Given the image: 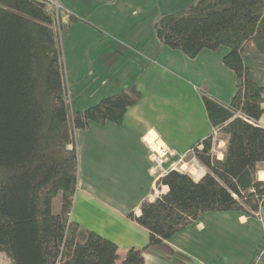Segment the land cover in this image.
<instances>
[{
    "label": "trees",
    "instance_id": "trees-1",
    "mask_svg": "<svg viewBox=\"0 0 264 264\" xmlns=\"http://www.w3.org/2000/svg\"><path fill=\"white\" fill-rule=\"evenodd\" d=\"M155 27L164 44L190 57L229 47L223 60L237 75V91L228 105L203 97L212 125L228 135L224 157H214L210 133L192 152L205 175L196 180L170 168L158 181L167 193L144 200L140 215L128 213L150 230L149 245L206 212L250 213L264 205V180L256 177L264 162V69L243 58L264 53V0H196ZM141 96L133 85L72 112L56 16L45 0H0V252L12 264H116L117 244L70 217L78 181L75 132L91 122L121 123ZM60 191L62 208L54 214ZM121 264H144L142 251L129 249Z\"/></svg>",
    "mask_w": 264,
    "mask_h": 264
},
{
    "label": "crops",
    "instance_id": "crops-1",
    "mask_svg": "<svg viewBox=\"0 0 264 264\" xmlns=\"http://www.w3.org/2000/svg\"><path fill=\"white\" fill-rule=\"evenodd\" d=\"M195 1L59 0L63 13L58 34L71 111L84 110L133 85L142 94L128 106L121 123L91 122L75 132L78 181L70 217L117 244L116 264L131 248L142 251L144 264H254L262 245L264 236L255 229L260 232L264 217L252 210L206 212L156 245H149L150 230L128 216L130 211L140 215L144 200L155 201L169 190L151 171L145 136H158L171 149L167 169L181 164L182 169L192 148L214 130L204 95L222 105L234 95L235 88L227 87L223 98L214 94L216 80L203 65L199 63L201 71L192 63L205 56L212 66L213 56L236 82L235 71L223 60L228 47L203 49L190 59L164 44L156 33L160 17ZM262 55L247 52L243 58L264 69L257 64ZM227 140L223 132L215 136L213 152L219 142L220 159ZM197 162L198 174L193 177L199 180L208 169Z\"/></svg>",
    "mask_w": 264,
    "mask_h": 264
},
{
    "label": "rangeland",
    "instance_id": "rangeland-1",
    "mask_svg": "<svg viewBox=\"0 0 264 264\" xmlns=\"http://www.w3.org/2000/svg\"><path fill=\"white\" fill-rule=\"evenodd\" d=\"M172 10H175V9H172ZM221 49H225L227 46L225 45H221L219 46ZM229 48V47H228ZM227 48V50H228ZM208 50V49H207ZM211 50H216V49H211ZM179 51H182V50H179ZM188 56V55H187ZM190 57V56H188ZM261 57L264 58V55H262ZM195 57H190V59H194ZM214 61H213V60ZM212 66H210L207 62V59L205 56H201L199 59H195L194 62H192L191 60H189L190 62H192L193 64H196L195 66L193 67H199L201 69V71L203 70V66L208 69L207 72L208 74L212 75V78L215 79L216 81L213 83V86L216 88V90L218 91H212L214 94L220 96L223 98V95H226V87L231 91L233 88L234 89V93L237 91V81L235 82L236 78L235 76H232L231 72H229L228 70H224V68L222 67H218V65L216 64V61L217 59L215 60V58L212 56ZM199 63L201 65H199ZM258 66L260 67H264V59H261V60H258L257 62ZM175 66H181V63H178L177 64L175 63ZM215 66V67H214ZM212 69V70H211ZM205 72V70H204ZM235 78V79H234ZM232 83H235L236 84V87L232 84ZM229 91V92H230ZM217 92V93H215ZM223 94V95H222ZM71 108V107H70ZM260 125L264 124V117L261 118L260 120ZM220 135H218V139H219ZM218 144L219 142L217 143V150L216 152H213L215 153L214 154V157L217 158V154H219V150L220 148L218 147ZM76 147H77V144H76ZM77 149V148H76ZM150 150V149H149ZM197 158L195 156L194 153H190L185 159L183 162H187L184 164V168L182 169H185V170H182L181 169V165H179L178 169L182 170V171H185V172H189L190 174H192L194 176V174H198V167L196 165V162H197ZM199 162V161H198ZM197 162V163H198ZM166 164V163H165ZM166 167V165H165ZM162 170H160L161 172ZM158 174H159V171H158ZM256 177L258 179H261V180H264V163L263 162H260L258 165H257V175ZM61 208H62V192L60 191L53 199V204H52V211L54 214H57L61 211ZM262 208L264 209V205H262ZM263 209H259V211H255L256 214H259V217L262 218V216L264 217V214H263ZM263 214V215H262ZM261 223V222H260ZM263 225L261 224L260 226V232H259V229H255V233H260L261 236H264V221L262 222ZM253 240L257 239L256 235L253 236ZM262 245L260 247V250L264 247V238H262ZM264 260V256H263V259L262 261ZM0 263H3V264H12V261L11 259L4 253V252H0Z\"/></svg>",
    "mask_w": 264,
    "mask_h": 264
},
{
    "label": "built area",
    "instance_id": "built-area-1",
    "mask_svg": "<svg viewBox=\"0 0 264 264\" xmlns=\"http://www.w3.org/2000/svg\"><path fill=\"white\" fill-rule=\"evenodd\" d=\"M45 3L47 5V8L56 16L57 25L59 26V21L63 13V8L59 0H45ZM235 116H239L245 120L250 121L240 111L235 112ZM261 126L264 127V124H262ZM219 132H220L219 129L214 128L213 133L215 136ZM145 141L148 144L149 149H150V159L152 162L151 171L160 178L163 174H165L168 171V169L165 167V163L170 158L171 149L158 136L148 134L145 136ZM191 152H193V148ZM218 155L219 154H217V158H219ZM160 170L162 171L160 172ZM158 171H159V174H158ZM259 209H262V204L260 205ZM263 256H264V247L259 251L254 264H258L259 262H261Z\"/></svg>",
    "mask_w": 264,
    "mask_h": 264
}]
</instances>
